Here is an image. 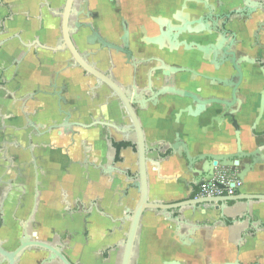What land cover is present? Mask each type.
Segmentation results:
<instances>
[{
    "label": "flooded vegetation",
    "instance_id": "obj_1",
    "mask_svg": "<svg viewBox=\"0 0 264 264\" xmlns=\"http://www.w3.org/2000/svg\"><path fill=\"white\" fill-rule=\"evenodd\" d=\"M66 3L41 0L57 29L26 30V91L5 88L0 97V264H30L40 254L32 264H64L59 255L82 264L66 253L72 232L46 225V241L37 230L38 177L48 163L40 153L56 149L54 141L79 152L70 166L100 177L124 175L128 156L137 166L135 124L148 155L170 152L167 139L160 148L150 135L181 141L192 153L232 152L244 134L263 135L244 131L243 118L251 127L264 122V0H164L160 14L158 0H72L67 33L77 60L63 41ZM222 102L234 104L233 116L220 114ZM59 201L67 226L78 214L86 226L107 217L94 202ZM54 203L51 197L49 216L58 214ZM124 241L113 262L114 248L102 250V264H121ZM138 242L130 264H138Z\"/></svg>",
    "mask_w": 264,
    "mask_h": 264
},
{
    "label": "crops",
    "instance_id": "obj_2",
    "mask_svg": "<svg viewBox=\"0 0 264 264\" xmlns=\"http://www.w3.org/2000/svg\"><path fill=\"white\" fill-rule=\"evenodd\" d=\"M49 1L52 2L53 8L59 2ZM163 1L158 0L159 14L165 7ZM40 2L41 0H0V97L4 94L5 88L13 90L17 86L26 91V30L32 32L38 25L44 32L51 26L57 29L55 19L49 18L44 8L39 9ZM42 40L45 39L42 37ZM52 40L54 41L55 37ZM41 55L42 58L50 56L49 53ZM3 81L9 83L2 86ZM248 120L243 118L244 131L253 130L260 135L264 133V122L251 127ZM163 139H167V145L173 141L150 135L149 143L161 148L165 146ZM55 142L56 149L53 151L47 149L40 153L48 163L46 170L38 177L41 204L39 216L36 218L41 225L37 228L39 236L43 240H50L46 227L50 224L57 234L63 235L62 233L68 229L73 236L65 241L69 247L66 253L72 259L82 264H102V250L114 248L111 254L113 262L122 254L120 244L124 241L129 227L127 211H131L138 200L137 189L132 187L137 181L136 159L129 156L125 158L124 175L98 177L94 172L86 175L85 172L68 164V160L80 158L79 152L72 150L65 153L60 149L64 141ZM90 142L98 146L97 142L91 140ZM229 142L230 147L232 140ZM257 143L264 146V134L257 139ZM190 144L192 146L191 142ZM242 145L245 150L252 149L247 133L242 138ZM158 154L150 153L148 159L153 160ZM161 156H165L163 152ZM105 162L103 159L102 163ZM158 165V171L150 164L147 165L149 201L171 204L199 197L196 175L187 169L182 157L174 155L160 161ZM224 170L231 175L236 173V170ZM31 175V172L28 173L29 192L33 187ZM239 193L264 194V172L245 175L243 185L237 194ZM51 197L55 199L52 207L58 211L54 216H49L46 210L50 207L48 203ZM31 199L32 195L29 197L30 203ZM58 200L64 203L81 200L86 205L94 202L104 209L107 217L101 220L94 219L86 226L82 221L83 216L78 214L71 225L67 226L63 212L64 204L60 201L61 204L57 203ZM221 208L219 211H207L205 215L199 212L194 214L192 207H184L170 214L146 211L141 219L139 242L136 247L138 264H164L170 261H177L180 264H220L226 261L234 264H264V202L235 201ZM201 209L208 208L206 206ZM177 217L188 222L180 231H176ZM189 225L197 226L192 236L187 234L190 232ZM85 233L88 236H85ZM39 256L41 254L31 255L30 264L34 257Z\"/></svg>",
    "mask_w": 264,
    "mask_h": 264
},
{
    "label": "water",
    "instance_id": "obj_3",
    "mask_svg": "<svg viewBox=\"0 0 264 264\" xmlns=\"http://www.w3.org/2000/svg\"><path fill=\"white\" fill-rule=\"evenodd\" d=\"M72 0H67L64 13H63V41L71 55H73L76 60L78 59L73 47L69 42V37L67 33V22H68V13L70 11ZM243 5L246 6V3L242 1ZM183 7H185L183 5ZM83 68L86 70L88 67L81 63ZM220 108V114H224L226 116H233L235 111H232L234 108L233 103H218ZM206 113V110L203 111V114ZM202 114V115H203ZM208 114V113H207ZM211 114V113H209ZM195 117V116H194ZM196 119H201L200 114L195 117ZM214 117H209V120L213 121ZM136 131L138 132V140L135 145L137 150V175L136 182L132 185L137 189L138 200L131 211H127L126 218L129 221V227L126 233L125 241H124V253L122 255L121 264H130L131 259L133 257V249L135 244L139 240V229L140 223L143 214L146 211H156L162 212L164 214H170L173 211H178L184 207H192V211L195 214L199 212L202 215H205L207 211L211 210H221L222 206H226L229 202L235 201H263L264 202V194L257 193H239L231 196H220V197H194L190 200L180 201L171 204H164L158 201L151 202L148 198V173H147V165L156 168V171L159 169L158 163L166 158L172 157L174 155H179L182 157L186 163L187 169L191 170L196 175V180L198 181L199 186L204 182H209L214 178V174L216 169H231L236 170L234 176L236 179L242 182L245 175L248 173H256L260 172L263 174L264 172V146L257 143L256 136H250V141L252 145V149L245 150L242 142L236 141L234 145V151L232 152H224V153H212V152H203V153H192L186 150V144L181 141H172V143L168 146L169 154L162 157L158 154V157L149 160L147 146L144 142V139L141 135V129L139 125L135 124ZM63 134H67V124L66 121L62 125ZM251 131V130H250ZM68 133H71L70 129ZM264 134V133H263ZM134 145V144H133ZM198 151V150H196ZM126 174V173H124ZM131 186V185H130ZM129 186V187H130ZM198 186V187H199ZM208 209H201L202 207H206ZM175 223L177 224L176 231H180L183 225H188V222L182 218L175 219ZM197 226L189 225V230L187 234L192 236ZM182 236V235H181ZM184 238V236H182ZM60 259L64 264H69L61 255ZM164 264H180L177 261H170ZM220 264H234L230 262H223Z\"/></svg>",
    "mask_w": 264,
    "mask_h": 264
},
{
    "label": "built area",
    "instance_id": "obj_4",
    "mask_svg": "<svg viewBox=\"0 0 264 264\" xmlns=\"http://www.w3.org/2000/svg\"><path fill=\"white\" fill-rule=\"evenodd\" d=\"M242 185V182L234 175L218 168L211 181L204 182L198 187V196L205 198L231 196L237 194Z\"/></svg>",
    "mask_w": 264,
    "mask_h": 264
}]
</instances>
